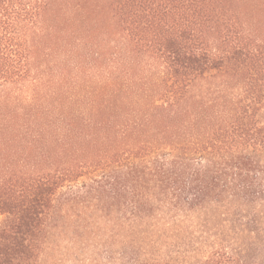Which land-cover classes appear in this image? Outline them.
<instances>
[{
    "label": "trees",
    "instance_id": "trees-1",
    "mask_svg": "<svg viewBox=\"0 0 264 264\" xmlns=\"http://www.w3.org/2000/svg\"><path fill=\"white\" fill-rule=\"evenodd\" d=\"M263 108L264 0H0V264H246Z\"/></svg>",
    "mask_w": 264,
    "mask_h": 264
},
{
    "label": "rangeland",
    "instance_id": "rangeland-1",
    "mask_svg": "<svg viewBox=\"0 0 264 264\" xmlns=\"http://www.w3.org/2000/svg\"><path fill=\"white\" fill-rule=\"evenodd\" d=\"M259 119L261 121H264V108L259 113ZM28 140H30V138L28 137H25L24 139L16 137L15 142L19 145V148H15L18 150H29L30 146L25 145ZM261 206L262 210L259 211V216L262 220H264V203ZM250 228H254V226H250ZM255 233L257 234L256 230L253 232V235H255ZM252 237L253 236H251L249 240H255V243H253L250 248L246 247L242 249L241 247H236V245L232 244L233 242L228 238L223 240L222 242L229 245L228 248L230 251L239 254L241 259L246 262V264H264V223L263 232L258 233L253 238ZM80 238L81 239H79L78 242H72L67 237L61 241H58L57 243H51L43 252L39 264H89L88 259H85L84 256L87 252L92 253L94 248L91 247V245H88L87 248L85 246V238ZM93 239L94 240L92 242L98 243V239H100V234L94 237ZM236 242H238V240ZM204 254V252H201L199 254H196L194 257L191 256L190 259L192 261H197L198 259H202L206 255Z\"/></svg>",
    "mask_w": 264,
    "mask_h": 264
}]
</instances>
